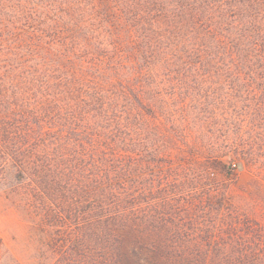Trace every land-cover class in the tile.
I'll use <instances>...</instances> for the list:
<instances>
[{
  "label": "trees",
  "instance_id": "obj_1",
  "mask_svg": "<svg viewBox=\"0 0 264 264\" xmlns=\"http://www.w3.org/2000/svg\"><path fill=\"white\" fill-rule=\"evenodd\" d=\"M232 62L259 81L262 123L264 0H0V165L55 206L54 264H264L236 169L218 154L164 172L141 138L142 76Z\"/></svg>",
  "mask_w": 264,
  "mask_h": 264
},
{
  "label": "rangeland",
  "instance_id": "obj_2",
  "mask_svg": "<svg viewBox=\"0 0 264 264\" xmlns=\"http://www.w3.org/2000/svg\"><path fill=\"white\" fill-rule=\"evenodd\" d=\"M121 53L123 64L136 63L125 48ZM185 69L188 73H182L175 64L160 69L158 76L140 79L145 152L152 150L151 155L160 160L158 168L164 172L178 164L208 171L210 166H217L211 160L221 154L227 168L238 173L237 178L227 181L230 202L264 219V200L254 195L257 190L253 185L256 179L264 183V121L255 116L258 107L249 94L259 81L245 77L246 65L233 62L193 64ZM149 106L154 107V117ZM28 181L14 168L2 172L0 165V264L56 262L51 246L62 223L51 212L55 206L49 197L41 192L36 200L34 184Z\"/></svg>",
  "mask_w": 264,
  "mask_h": 264
}]
</instances>
